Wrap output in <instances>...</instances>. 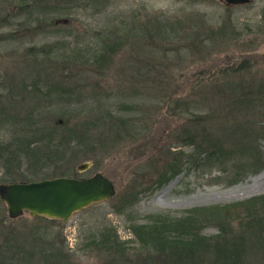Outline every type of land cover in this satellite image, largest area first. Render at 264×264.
<instances>
[{
    "label": "rangeland",
    "instance_id": "rangeland-1",
    "mask_svg": "<svg viewBox=\"0 0 264 264\" xmlns=\"http://www.w3.org/2000/svg\"><path fill=\"white\" fill-rule=\"evenodd\" d=\"M123 21L128 23L120 28L128 33L123 47L96 61L106 30ZM260 100L264 0L230 7L226 0H0V149L18 136L24 127L19 121L27 115L33 126H50L112 112L141 129L124 143L128 128L124 136H115L111 124H99L107 140L94 160H82V154L73 158L71 151L49 163L36 150L6 164L2 153L0 185L53 179L64 170L63 177L76 179L101 173L114 183L116 194L66 222H46L27 212L9 219L0 200V247L20 253L11 264H32L19 260L37 244L32 233L61 247L72 264H104L89 239L108 226L120 241L132 242L124 246L129 255L123 264H141L142 254L127 229L131 223L264 195V140L258 142L262 169L235 183L230 166L191 158L186 138L189 131L200 136L203 128L232 137L247 114L263 125ZM82 141L96 145L93 139ZM168 147L176 155L168 154ZM174 158L182 163L179 174L156 187L150 177L156 179L162 162ZM84 163L90 165L79 172ZM12 178L17 180L8 181ZM215 234V227L202 231L203 236Z\"/></svg>",
    "mask_w": 264,
    "mask_h": 264
},
{
    "label": "trees",
    "instance_id": "trees-1",
    "mask_svg": "<svg viewBox=\"0 0 264 264\" xmlns=\"http://www.w3.org/2000/svg\"><path fill=\"white\" fill-rule=\"evenodd\" d=\"M157 23L161 24L159 20ZM127 24V21H123L106 30L103 52L96 61L102 62L106 55L112 57L120 51L128 36V33H123L120 28ZM132 27H135L133 22ZM212 33L208 31L209 39ZM260 102L263 103L264 100ZM262 106L264 110V104ZM100 114L93 116L95 118L93 120L90 118L84 122L77 121L73 125L58 121L57 125L50 126L39 124L33 126L34 122L30 115H27L19 121L24 127L18 130L19 134L16 133L18 136L8 145L1 146L0 159L4 153L7 155L6 164H13V161L19 160V155L22 158L38 150L49 163L54 159L63 160L71 151L73 158L79 157L77 154H82V160H94L97 157L96 151L99 153L107 140L104 133L97 130L99 124L106 128L111 124L115 136L123 135L128 128L126 135H123L124 143L133 141L132 139L141 133V129L135 127V124L114 116L112 112ZM260 115L264 116V112ZM105 116L107 118H104ZM245 118L237 124V134L232 137L216 132L212 128H203L200 136L193 131L186 132L187 143L192 148L190 157L197 155L208 166L209 164L218 167L230 166L235 170V183L245 176L257 174L263 167L258 142L264 140V122L260 125L256 121H250V114ZM75 136L78 141L74 144ZM92 139L96 141L95 147L82 141ZM165 150L168 154L176 155L169 147ZM178 159L174 158V162L164 160L163 172L155 173L158 175L156 179L150 177L156 187L163 186L179 174L182 163ZM65 173L67 171L61 170L52 176L59 178ZM15 180L17 179H8ZM40 220L49 222L45 218ZM208 227H215L217 234L203 236L202 231ZM127 229L134 239L132 241L138 245V252L142 254L141 264H260L264 262V195L226 205L194 208L180 216L156 215L147 218L144 223L133 222ZM31 236L33 242L37 244L32 245L31 253L22 255L19 260L32 264H72L71 256L64 253L61 247L56 248L44 243L41 235L31 233ZM128 243L132 242L120 241L116 230L108 226L91 233L89 239L90 248L103 255L104 264H123L129 255L128 249L124 247ZM19 254H14L4 246L0 247V264L18 261Z\"/></svg>",
    "mask_w": 264,
    "mask_h": 264
},
{
    "label": "water",
    "instance_id": "water-1",
    "mask_svg": "<svg viewBox=\"0 0 264 264\" xmlns=\"http://www.w3.org/2000/svg\"><path fill=\"white\" fill-rule=\"evenodd\" d=\"M250 0H226L227 7L246 5ZM90 163L77 167L85 171ZM116 194L114 183L96 173L87 179L59 177L29 183L0 185V200L7 208L9 219L15 220L24 212L32 218L66 222L75 213L93 204L107 201Z\"/></svg>",
    "mask_w": 264,
    "mask_h": 264
}]
</instances>
